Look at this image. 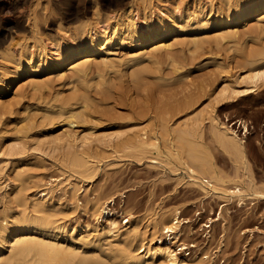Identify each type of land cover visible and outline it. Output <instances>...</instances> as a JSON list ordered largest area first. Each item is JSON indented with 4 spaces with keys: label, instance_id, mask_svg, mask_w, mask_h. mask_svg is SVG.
<instances>
[{
    "label": "rangeland",
    "instance_id": "rangeland-1",
    "mask_svg": "<svg viewBox=\"0 0 264 264\" xmlns=\"http://www.w3.org/2000/svg\"><path fill=\"white\" fill-rule=\"evenodd\" d=\"M11 1L7 0L9 9L0 17L2 24L20 10L28 12L32 0ZM38 1L41 19L37 32L24 18L25 26L15 27L12 37L8 35L0 44V66L5 62L1 50L10 43L13 49L22 42L36 51V46H32L34 39L46 49L66 40L69 28L76 22L73 18L76 9L87 10L89 20L98 24L96 12L111 20L112 12L121 8L115 3L119 0H96V6L93 0ZM129 1L133 13L145 5L148 15L150 11L153 14L160 9H178L181 4H196L198 8V2L204 6L210 2ZM256 17L245 21L254 32L253 37L244 41V28L240 25H237L238 41L230 38L217 41L216 26L199 28L190 20L179 30L180 22L176 20V31L165 38L172 43L171 50L160 49L151 57L133 61L129 57L138 50L129 46L126 38L123 44L109 46L113 52L109 57L115 63L106 71L94 70L96 62H93L88 74L79 79L67 78L71 75L69 70L66 78H59L56 76L59 72L40 69L34 74L38 87L29 85L28 77L20 79L15 84L19 94L11 89L0 96L4 100L0 105V216L43 214L34 211L32 201L36 197L49 198L57 208L47 213L54 224L64 226L58 239L72 236L90 246L94 237L83 227L97 224L92 203L100 196L112 195L116 214L121 206L124 209L123 217H118L119 224L128 217L127 213L134 214L138 221L140 234L133 243L134 246L140 241L145 243L138 250L151 242L148 233L158 213L178 208L183 219L177 226L180 233L175 245L185 243L179 255L190 258L186 264H264V199L244 197L239 203L235 197L224 200L205 193L191 183L182 159L169 154V142L159 133L162 117L168 123V138L180 130H194L187 137L219 175L225 180H242L244 184L250 180L264 190V77L251 82L248 77L251 70L238 62L242 51L264 40V34L255 33ZM194 39L198 41L196 44ZM107 84L111 85L108 90ZM84 91L89 95L85 103L89 114L85 113L72 128L64 115H43L55 98ZM53 120L56 122L52 123ZM214 121L221 130L228 127L234 130L242 141V153L236 155L225 150L218 141ZM143 127L158 132L159 152L139 150L127 143L128 139H138ZM227 134L232 135L230 130ZM79 151L86 156L87 170L69 165L71 157ZM68 174H72L71 181L84 179L83 186L76 189V185L73 191L67 184ZM228 180L226 185L232 182ZM219 211V219L205 226L209 217L216 218ZM108 239L115 241L112 237ZM8 251L9 245L5 244L3 252ZM203 255L207 257L201 259ZM104 264L122 263L113 257Z\"/></svg>",
    "mask_w": 264,
    "mask_h": 264
},
{
    "label": "bare ground",
    "instance_id": "bare-ground-1",
    "mask_svg": "<svg viewBox=\"0 0 264 264\" xmlns=\"http://www.w3.org/2000/svg\"><path fill=\"white\" fill-rule=\"evenodd\" d=\"M21 1L16 0L18 3ZM82 2L84 1L82 0ZM115 3L121 8L112 12L111 20H108V16L103 18L97 12L95 13L98 24H93L92 20H89L91 18L87 16V10L83 12L76 9L77 12L73 15L76 22L72 28H69L70 36L63 42L53 43L50 48L46 49L35 39L32 46H36V51L30 50L26 43L22 42L15 49L11 43L4 46L1 50L5 62L0 66V96L11 89L14 94H19V88L15 87V84L24 77H28L29 85L38 87L39 83L34 75L38 69L43 72H59L56 75L59 78H66L65 73L69 70V72L71 71V75L69 74L67 77L69 79L71 76L74 79L84 77L88 74V68L93 62H96L94 70L106 71L115 63L114 59L109 57L113 53L109 46L123 44L126 38L129 39V46L138 50L129 57L133 61H138L143 56L151 57L160 49L171 50L172 43L167 42L165 38L176 31V20L180 22L179 30L186 27L190 20H194L199 28L216 26L215 39L217 41L226 38L238 41L240 27L237 25H240L244 28L242 32L245 33L242 39L244 41L246 38L253 37L252 33L254 32V28L247 27L245 21L257 16L255 33L264 34V0H216V4L210 0L205 6L198 2V8H196V4L194 6L181 4L178 9H160L153 14L150 11L149 15L145 11V5L133 13L129 0H119L118 3ZM9 5L7 0H0V17L7 8L9 9ZM75 5L76 7L80 6L79 3L78 5L75 3ZM93 6H96V0H93ZM40 7L38 0H32L28 12L25 13L24 9L20 10L5 24L0 23V44L5 41L8 35H12L15 27L25 26L24 18L30 22V25L27 24L31 26V29H37L41 19L39 18L41 16ZM43 12L45 13V11ZM193 42L196 44L198 41L194 39ZM99 57L100 59H98ZM238 62L251 70V74L248 76L251 82L256 83L257 80L264 77V40L258 41V44L251 46L247 51H242ZM100 75L102 74L100 73ZM135 78L137 76L133 79ZM109 87L111 85H108L107 90ZM102 89L105 90V88ZM88 99L89 95L85 91L82 93L72 92L69 96L57 97L53 104L46 107L43 115H64L68 119L67 124L72 128V125L74 123L77 125L85 113L89 114L87 104L85 105ZM3 103L4 100L0 97V105ZM55 122L56 120H53L52 123ZM213 124L218 134V141L225 150L236 155L242 153V141L234 130L228 127L227 130L232 133V135H228L227 130H221L216 121ZM159 127L161 138L169 142V154L182 159L181 162L189 174V180L198 185L202 191L210 192L224 200L235 197L239 203L243 202L244 197L264 199V190L250 180L244 184L245 182L242 180L226 178L228 182L232 180L229 185H226L225 177L218 174L213 164L208 161L194 141L187 137L194 130L188 131L189 128L185 131L176 130L177 132L172 135L173 138H168V123L163 117ZM64 133L72 137L70 132L65 130ZM137 135L138 139L127 140L130 146L147 152H159L161 141L157 131L143 127ZM86 140L85 137L84 141ZM79 152L78 155L71 157L69 165L71 167L80 165L83 170H87L89 166L86 165V156L81 151ZM72 171L75 170L72 169ZM19 172L18 174H20ZM71 176L72 174H68V186H71L73 191H75L76 185H78L76 189L81 188L85 180L80 178L71 181ZM53 180H57V177ZM90 180L85 184L88 185ZM122 195L124 194L122 193ZM114 202V196L111 195L107 198L100 196L92 203L97 224L91 227L85 224L83 227L94 237L90 246H86V242L74 240L72 236L61 241L58 239L64 226L54 224L50 213H47L49 210L57 208L55 202L49 198L36 197L32 201L34 211L43 214H23L11 218H8L7 214L0 216V264H90L92 262L104 264L107 259L113 257L119 258L122 264H186V261L190 260L189 257L179 255V249L185 248V243L180 242L175 245L180 233L177 226L183 219L180 217L181 210L174 208L158 213L151 222L153 229L148 233L150 235L148 241L151 242L143 249L138 250L145 244L140 241L138 246H134L133 243L137 235L140 234L138 221L135 220L134 214L127 213L128 217L124 218L120 225L118 217H123L121 215L124 209L121 206L120 213L116 214L113 207ZM220 212L216 218L209 217V223H204L205 226H211L212 222L219 219ZM3 220L5 221L3 222ZM111 237L115 240L114 243L108 239ZM5 244L9 245L7 254L3 252ZM192 245L194 244L192 243ZM205 257L207 255H203L201 259Z\"/></svg>",
    "mask_w": 264,
    "mask_h": 264
}]
</instances>
